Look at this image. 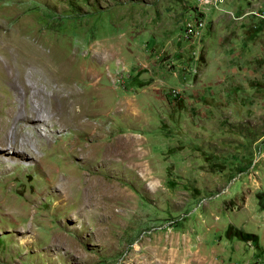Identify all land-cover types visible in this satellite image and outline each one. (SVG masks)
Listing matches in <instances>:
<instances>
[{
	"label": "rangeland",
	"instance_id": "rangeland-1",
	"mask_svg": "<svg viewBox=\"0 0 264 264\" xmlns=\"http://www.w3.org/2000/svg\"><path fill=\"white\" fill-rule=\"evenodd\" d=\"M6 59L0 264H264V0H0Z\"/></svg>",
	"mask_w": 264,
	"mask_h": 264
},
{
	"label": "bare ground",
	"instance_id": "bare-ground-1",
	"mask_svg": "<svg viewBox=\"0 0 264 264\" xmlns=\"http://www.w3.org/2000/svg\"><path fill=\"white\" fill-rule=\"evenodd\" d=\"M105 51V50H104ZM106 56V55H105ZM13 58V57H12ZM106 58V57H105ZM14 60V59H13ZM23 60V59H22ZM18 61V59H17ZM32 62V61H31ZM19 63V62H18ZM17 63V64H18ZM22 63V62H21ZM25 63V62H24ZM13 64L11 61L9 60H5V61H2L0 62V71L2 72V74L4 75H7L9 73V70H11L13 72V74L9 75V81L13 84H16L19 83L20 85L24 86L25 89H27V87L23 84V81H22V78H21V75H19L20 73L16 74L15 73V70L17 69H20L21 67L19 66V64ZM23 64V63H22ZM25 65V64H24ZM34 65H37V63H35ZM40 65V64H39ZM43 65V64H42ZM42 65H40L42 67ZM20 68H19V67ZM26 66V65H25ZM39 66V67H40ZM44 66V65H43ZM31 67H32V64H31ZM35 67V66H34ZM45 67V66H44ZM47 68V66H46ZM45 68V69H46ZM32 69L34 70V68L32 67ZM49 70V69H47ZM86 70V69H85ZM19 72V71H18ZM55 72V71H54ZM58 72H56V74H49L48 75V82H47V86L51 87V83H54V84H57V86L52 90V93L50 95H47L45 94L44 92H42L40 89L36 92V95H41V98H43L42 100H44V102H49V111L55 116L56 114L58 115H61V117L63 115H66V118L68 117L69 120L71 119L72 123H73V120L74 118H76L75 120V123H77V118L82 115V111L80 109V111L76 112L75 110H73V102L74 100L71 99L70 101H67V97L66 95H61V90H64L65 88H67L69 86V80H66V81H62L61 82V75H58L57 74ZM34 74V73H33ZM39 74V73H38ZM42 74V72H41ZM40 74V75H41ZM47 74V73H46ZM36 75V74H35ZM3 75H1L2 77ZM38 77V76H37ZM40 77H43V76H40ZM103 78V75L102 73L98 72V71H95V70H92V69H89L88 71H84L83 73H80V77H79V80H82L81 82L82 83H88V85L91 87L92 86V89L95 91V89H101L103 90L104 92L105 91H108L107 88L105 87H100L99 86V82L101 81V79ZM47 81V80H46ZM45 81V82H46ZM41 83V82H40ZM75 83V82H74ZM28 84V83H27ZM42 85V83H41ZM45 85V84H44ZM45 87V86H44ZM70 88V87H69ZM72 88V87H71ZM51 89V88H50ZM66 90V89H65ZM71 90V89H70ZM91 90V89H90ZM42 93V94H41ZM77 92L75 90H72L70 92L71 95H74L76 94ZM88 94V98H89V101L92 102L93 99H94V96L92 94V92H87ZM76 98V97H75ZM57 102H59V107L56 108V105H57ZM93 105V103H92ZM91 103H90V106H92ZM95 106V104L93 105ZM96 107V106H95ZM106 113H102V114H105L107 115V113L109 112L106 108L105 110ZM53 116V117H54ZM62 120V119H61ZM65 120V119H64ZM68 120V119H67ZM63 124H65L63 121L61 122ZM2 126V124H1ZM2 129V128H1ZM3 129H6L3 127ZM4 141V140H3ZM24 141V139H23ZM27 141V140H26ZM18 143V142H16ZM25 143V142H24ZM28 146V144H23V145H19L18 144H15L13 147L17 149V152H22V151H26V147ZM3 147H7V146H2L0 144V149H3ZM29 148V147H28ZM10 149V148H9ZM11 150V149H10ZM73 151H75L73 149ZM13 152H15L13 150ZM90 155V154H89ZM110 155V153L106 152V156L108 157ZM3 156V155H2ZM91 156V155H90ZM4 161L2 159H0V164L3 163ZM1 172V171H0Z\"/></svg>",
	"mask_w": 264,
	"mask_h": 264
}]
</instances>
